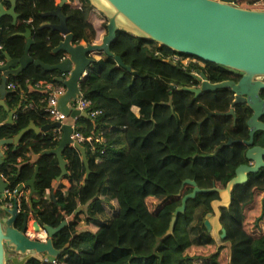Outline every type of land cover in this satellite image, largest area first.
<instances>
[{
    "label": "trees",
    "instance_id": "trees-1",
    "mask_svg": "<svg viewBox=\"0 0 264 264\" xmlns=\"http://www.w3.org/2000/svg\"><path fill=\"white\" fill-rule=\"evenodd\" d=\"M67 1L80 5L61 7L73 43L93 44L96 32L87 21L92 8L88 0ZM0 3L9 9L6 0ZM57 7L55 0H18L15 24L10 17L0 18V60L4 53L12 59L22 56L25 39L19 33L28 29L33 41L29 57L49 65L60 62L63 53L53 49L61 35L40 29L43 24L58 23L55 17L41 16ZM105 24L104 19V29ZM109 49L130 71L100 53L101 58L80 81L91 110L101 111L93 120L81 117L78 121V131L89 138L81 144L87 179L80 153L66 147L62 158L69 188L51 193L60 169L55 156L41 154L58 144L51 133L28 131L15 149L12 145L3 148L0 177L9 193L27 183L37 168L35 193L30 205L25 196L29 188L21 193L15 226L20 227L22 212H31L36 220L56 228L78 206L83 207L82 225L74 218L52 237L54 248L63 249L56 264H264V168L248 174L246 183L233 190L229 208L220 210L225 237L219 245L203 226L205 215L212 212L211 201L218 198L216 193L188 200L183 213L176 216L172 233L164 236L172 212L192 190L187 184L181 188L184 180H193L199 188H223L236 167L246 163L242 140L248 138L245 122L251 115L241 107L233 116L217 115L229 110L233 96L228 89L202 93L193 100L192 94L171 86H196L190 76L193 70L201 71L211 83L237 78L213 64L130 34L118 32ZM174 54L200 64L173 62ZM59 74L31 64L8 78L15 88L5 95L4 104L15 114L7 124V112L0 107V140L14 137L30 122L37 128L49 123L43 97L30 86L42 79L56 82ZM260 98L264 100V91ZM29 103L33 106L23 109ZM132 107L138 109V116ZM262 134L258 133L260 141ZM229 139L240 141L226 146ZM112 201L116 210L108 214ZM9 202L0 197V205ZM26 264L41 263L31 259Z\"/></svg>",
    "mask_w": 264,
    "mask_h": 264
},
{
    "label": "water",
    "instance_id": "water-1",
    "mask_svg": "<svg viewBox=\"0 0 264 264\" xmlns=\"http://www.w3.org/2000/svg\"><path fill=\"white\" fill-rule=\"evenodd\" d=\"M10 7L5 9L0 3V18L10 17L15 24L18 15L14 8L18 0H6ZM237 0H88L90 6L99 12L106 20L105 35L100 43L73 45L74 37L66 25V17L61 12V7L67 0H59L58 7L54 11L41 13L42 17L51 16L58 19L57 24H43L40 29L46 28L58 32L62 40L53 49L54 53L61 52L66 58L55 65L45 64L29 57L28 51L33 41L30 30L19 33L25 39L23 54L20 58L12 59L6 53L3 54L5 63L0 67V107L7 112L6 123L12 122L15 110L8 111L4 104V97L9 92L5 89L9 77L17 76L28 65L40 67L45 71H58L68 76L66 78L55 77L54 80L65 88L63 94L57 96L56 110L66 117L79 116L86 118L84 112L78 113L68 107L69 102L79 95L78 86L83 72L94 64L93 56L104 54L113 58L116 65L130 71L121 59L114 55L110 44L115 40L118 32L130 34L145 42H151L165 47L175 53L195 57L203 62L229 71L239 76L237 82L230 80L211 83L201 72L190 76L199 84L197 87H180L171 89L192 94V99H197L202 93L215 90L228 89L233 96L229 112L217 115H233V107L245 105L251 111L246 121L250 139L245 143L250 145L254 132L264 133V123L258 119L264 114V100L260 98V92L264 91V9L253 10L239 8L233 5ZM133 75L136 73L132 72ZM211 113H207L210 117ZM52 128H58L61 132L60 139L55 149L43 151L42 155H53L57 159L60 174L56 178L68 175L66 162L62 158V151L66 147L76 149L81 156L85 177L88 178L89 170L84 148L70 139L71 128L67 124L58 122L47 123L37 128L30 122L14 137L0 140V165L2 164V148L12 145L13 149L20 138L28 131L35 134H48ZM234 141L229 139L226 146ZM245 160L249 165H239L234 171V176L223 188H199L193 180H184V184L192 187L191 192L181 198L180 205L172 212L165 237L173 231L177 214L183 213L186 202L194 199L198 194L216 193L218 198L211 201V213H207L203 220L205 230L210 233L211 223L209 218L216 216L218 224L220 210L228 209L231 204V194L237 187L244 185L248 174H255L264 168V146L253 147L246 151ZM37 168L34 169L31 179L20 186L9 197V203L0 205V264H26L34 259L41 264H52L62 253L52 244L53 235L61 230L67 223L63 220L56 228L44 225L41 221L33 222L32 228L36 237L26 235L29 212H22L20 227L15 223L19 215L18 198L25 188H29L28 200L35 193L34 180ZM7 184L0 177V197L4 196ZM52 200L54 198L52 196ZM80 208V207H79ZM77 209L75 210V212ZM219 237H225V231L220 226ZM6 251L9 253L6 257ZM44 255V259L43 256Z\"/></svg>",
    "mask_w": 264,
    "mask_h": 264
},
{
    "label": "built area",
    "instance_id": "built-area-1",
    "mask_svg": "<svg viewBox=\"0 0 264 264\" xmlns=\"http://www.w3.org/2000/svg\"><path fill=\"white\" fill-rule=\"evenodd\" d=\"M78 43H73V45H76ZM80 44V43H79ZM1 50V47H0ZM66 58V56L63 55V58L61 59L64 60ZM170 59L173 62H180L183 65H187L188 63H190V59L188 58H182L176 54L171 55ZM5 63V60H0V67H2ZM89 68H87L83 74L82 77L80 79V81L83 79V77L88 73ZM198 70H193L191 71V74L194 75H198L197 72ZM68 76L67 73L62 74L60 73L59 75H57L56 77H62V78H66ZM15 85L11 82H6L5 85V89L10 92L12 90H14ZM30 89H32L33 91H36L38 94H40L43 98V102L45 104L44 106V112L46 113V116L49 119V123H53V122H58L60 123V125L62 124H67L70 126L71 128V134H70V139L72 141V143H76L78 145L81 146V144L85 141V140H89V138L85 139L81 133L78 131L79 125H78V121L81 118L78 114V116H75L73 118L70 117H66L64 114L60 113L59 111L56 110V102H57V96L61 95L64 93L65 88L62 84L58 83V82H54V81H50L47 79H42V80H38L35 83H33V85L30 86ZM78 90H79V95L76 98H73L69 104L68 107L71 110L77 111L78 113L84 112L86 115V119L89 120H93L97 115H99L101 113V111L99 110H91L90 106L91 103L89 100H87L83 94L81 93L80 90V83L78 86ZM33 104L29 103L26 106L23 107L24 108H30L32 107ZM49 133H51L53 135L54 138H56L57 140L60 139L61 136V132L58 128H52ZM14 193V191L12 193H9L7 190L4 193V196L2 197L3 199L8 198ZM20 197V196H19ZM18 202H19V198H18ZM52 264H56V261H54Z\"/></svg>",
    "mask_w": 264,
    "mask_h": 264
},
{
    "label": "crops",
    "instance_id": "crops-1",
    "mask_svg": "<svg viewBox=\"0 0 264 264\" xmlns=\"http://www.w3.org/2000/svg\"><path fill=\"white\" fill-rule=\"evenodd\" d=\"M58 2H59V0H55V3L58 4ZM65 4H69L72 7H77V8L80 6L77 1H73L71 3L67 1ZM103 20H104L103 16L100 13H98L94 8L89 9L87 21L93 26V28L95 29V32H96L95 40L92 43H100L102 37L105 35V29L102 27V24L104 22ZM80 44H85V43L80 42ZM93 57H94L95 61H97L101 58V56L99 54H97ZM131 111L136 116H138V109L136 107H132ZM1 150H3V148ZM68 188H69V183H68L67 179H65L63 177L59 181L55 180L52 183V192L51 193H53L55 190L66 191ZM28 192H29L28 190L25 192V196L27 199H28V197H27ZM48 195H49V193H48ZM46 196H47V194H46ZM51 196H52V194H51ZM76 209H77V211L74 212V214L68 216L65 219L66 223H68V221H73L74 218H76V220L78 221V223L80 225L83 224L84 214L81 213V211L83 210V207L78 206ZM28 214H29V220H28V227L26 230V235L29 237H36L35 236L36 234L34 233L33 228H32L33 222L36 221V219L34 218V216L31 212H29ZM75 214H78V215L75 216ZM42 257L44 259V255Z\"/></svg>",
    "mask_w": 264,
    "mask_h": 264
},
{
    "label": "rangeland",
    "instance_id": "rangeland-1",
    "mask_svg": "<svg viewBox=\"0 0 264 264\" xmlns=\"http://www.w3.org/2000/svg\"><path fill=\"white\" fill-rule=\"evenodd\" d=\"M234 6L244 9H253V10H259L264 9V0H237L235 3H233ZM104 21V20H103ZM116 210V203L112 201L107 208L108 214H113ZM3 217V214L0 212V218ZM205 218V217H204ZM209 221L211 223V231L209 235L217 241V244L219 245V229L220 226L218 224V218L216 216H213L212 218H209ZM9 253L6 251V257H8ZM7 264V263H6ZM9 264V263H8Z\"/></svg>",
    "mask_w": 264,
    "mask_h": 264
},
{
    "label": "flooded vegetation",
    "instance_id": "flooded-vegetation-1",
    "mask_svg": "<svg viewBox=\"0 0 264 264\" xmlns=\"http://www.w3.org/2000/svg\"><path fill=\"white\" fill-rule=\"evenodd\" d=\"M190 63H199V62H197L196 60H193V59H190ZM200 64V63H199ZM218 68V67H217ZM218 69H220V68H218ZM223 70V69H222ZM229 72V71H228ZM231 75H232V78H237L236 80H231V79H227V80H230V81H233V82H237V80L239 79V76L238 75H236V74H233V73H231V72H229ZM191 74V73H190ZM209 81V80H208ZM224 81H226V80H224ZM199 84L197 83V85L196 86H192V87H197ZM232 100H233V98H232ZM263 100V99H262ZM232 102V101H231ZM231 104V103H230ZM237 107H241V108H246V106L245 105H237V106H234L233 107V115H234V112H235V109L237 108ZM229 110H230V107H229ZM229 110H228V112H229ZM233 115H229V116H233ZM248 120V119H247ZM246 120V121H247ZM258 121L259 122H262V123H264V114L258 119ZM245 125H246V122H245ZM246 127H247V125H246ZM247 132H248V138L246 139V140H242V143H243V145L245 146V151H244V158H245V153H246V151L248 150V149H250V148H253V147H263L264 146V133L262 134V138H261V141H260V138H259V135H258V133H260V132H254L253 133V136H252V140H251V143H250V145H247L245 142L246 141H248L249 139H250V137H249V129H248V127H247ZM233 141H235V142H238V141H240V140H233ZM233 144V143H232ZM231 145V144H230ZM246 163L245 164H241V165H249L251 162H249V161H245Z\"/></svg>",
    "mask_w": 264,
    "mask_h": 264
}]
</instances>
